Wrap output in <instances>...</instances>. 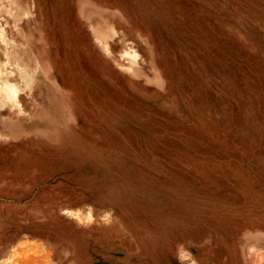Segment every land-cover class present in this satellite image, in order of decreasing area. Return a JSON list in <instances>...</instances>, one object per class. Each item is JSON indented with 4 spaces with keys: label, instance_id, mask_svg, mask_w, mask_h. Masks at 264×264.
<instances>
[{
    "label": "rangeland",
    "instance_id": "374dc122",
    "mask_svg": "<svg viewBox=\"0 0 264 264\" xmlns=\"http://www.w3.org/2000/svg\"><path fill=\"white\" fill-rule=\"evenodd\" d=\"M0 264H264V0H0Z\"/></svg>",
    "mask_w": 264,
    "mask_h": 264
},
{
    "label": "bare ground",
    "instance_id": "6f19581e",
    "mask_svg": "<svg viewBox=\"0 0 264 264\" xmlns=\"http://www.w3.org/2000/svg\"><path fill=\"white\" fill-rule=\"evenodd\" d=\"M24 82H25V81H24ZM63 212H65V213H69V214H70L71 211L68 210V209H64ZM72 213H73V212H72ZM72 213H71V214H72ZM73 215H74V214H73ZM76 215H77V212H76ZM74 216H75V215H74ZM85 216H86V215H85ZM88 217H92V216H91V213H89V215H87V218H88Z\"/></svg>",
    "mask_w": 264,
    "mask_h": 264
}]
</instances>
